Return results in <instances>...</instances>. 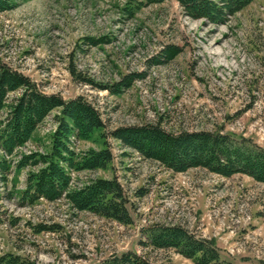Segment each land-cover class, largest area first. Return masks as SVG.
Instances as JSON below:
<instances>
[{
	"label": "rangeland",
	"instance_id": "1",
	"mask_svg": "<svg viewBox=\"0 0 264 264\" xmlns=\"http://www.w3.org/2000/svg\"><path fill=\"white\" fill-rule=\"evenodd\" d=\"M4 1L9 8L0 9L3 61L47 94L84 96L105 121L102 131L89 139L71 136L69 145L81 155L106 141L113 161L106 168L70 169L69 189L117 177L133 223L79 211L65 196L24 198L29 174L43 164H19L51 152L56 108L12 154L0 148L7 167L0 170V257L17 256L19 264H96L133 250L155 264H194L172 248L141 243L146 226L162 223L214 238L222 258L235 264H264L263 181L201 167L175 172L110 134L123 126L159 124L173 133L229 132L264 146V0L251 1L220 23L190 16L179 0ZM93 38L109 42L93 45ZM124 76L132 80L118 93L98 85H114ZM21 92L9 93L2 119Z\"/></svg>",
	"mask_w": 264,
	"mask_h": 264
},
{
	"label": "trees",
	"instance_id": "2",
	"mask_svg": "<svg viewBox=\"0 0 264 264\" xmlns=\"http://www.w3.org/2000/svg\"><path fill=\"white\" fill-rule=\"evenodd\" d=\"M158 3L165 0H144ZM253 0H179L184 11L192 17H208L216 23L226 21L229 14L244 8ZM0 0V9H8ZM93 45L109 42L106 38L88 39ZM176 53H170L174 55ZM75 78L81 77L72 71ZM87 80V79H84ZM132 77L111 84H98L112 93L120 92L122 86L130 85ZM91 82V81H88ZM21 89V94L9 104V113L2 119V111L8 105L10 92ZM58 124L52 136L50 153L36 157H24L19 165L43 164L41 169L28 176L25 196L30 202L41 197L55 201L66 197L79 211H89L102 218L117 221L124 225L133 223L130 199L117 177L95 178L82 187L70 190L72 177L69 170L106 168L114 159L108 143L101 149H90L77 155L70 148V138L89 139L94 133L102 131L105 121L100 110L84 96L65 99L61 94H47L38 84L25 74L11 68L0 57V148L8 154L23 145L34 130L54 109ZM110 134L119 139L124 146L134 149L142 156L159 161L175 172H185L190 168L201 167L222 176L236 173L248 174L264 182V146L245 136H237L221 131H166L159 124L123 126ZM101 136L105 137L104 132ZM6 163L0 157V170ZM138 195L146 192L140 188ZM0 192V198H1ZM2 219L0 218V224ZM46 228V227H44ZM41 228L39 230H43ZM48 228V227H47ZM53 228V227H51ZM145 246L156 249H174L177 253L191 259L194 264H235L221 256L220 248L214 238L197 236L180 224L153 223L144 229ZM20 259L8 255L0 257V264H19ZM96 264H155L149 257L128 250L110 255Z\"/></svg>",
	"mask_w": 264,
	"mask_h": 264
},
{
	"label": "bare ground",
	"instance_id": "3",
	"mask_svg": "<svg viewBox=\"0 0 264 264\" xmlns=\"http://www.w3.org/2000/svg\"><path fill=\"white\" fill-rule=\"evenodd\" d=\"M216 43H218V41H215L214 45H215ZM197 47L200 48V49L202 48V46H197ZM209 49H210V55L213 56L212 54H215V53L211 51L212 46H210Z\"/></svg>",
	"mask_w": 264,
	"mask_h": 264
}]
</instances>
